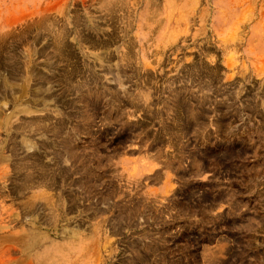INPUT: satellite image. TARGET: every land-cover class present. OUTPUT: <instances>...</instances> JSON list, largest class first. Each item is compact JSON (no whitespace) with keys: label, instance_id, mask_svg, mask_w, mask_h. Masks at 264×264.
I'll return each instance as SVG.
<instances>
[{"label":"rangeland","instance_id":"1","mask_svg":"<svg viewBox=\"0 0 264 264\" xmlns=\"http://www.w3.org/2000/svg\"><path fill=\"white\" fill-rule=\"evenodd\" d=\"M58 42L77 65L73 84L92 78L104 99L119 97L94 111L89 135H77L89 155L105 133L96 154L106 167L98 171L93 159L102 176L92 196L102 186L108 195L95 218V199L79 198L78 212L55 233L42 206L31 214L23 207L44 188L13 189L21 179L15 164L27 152H5L0 264H141L137 256L146 257L142 264H264V0H0V106L7 113L24 67L45 61L36 50L54 57L48 63L56 75L70 68L52 55ZM176 94L183 109L172 105ZM82 107L59 109L68 129L78 124L68 115ZM117 206L134 212L116 231ZM76 224L98 243L80 259L77 240L61 238Z\"/></svg>","mask_w":264,"mask_h":264},{"label":"bare ground","instance_id":"2","mask_svg":"<svg viewBox=\"0 0 264 264\" xmlns=\"http://www.w3.org/2000/svg\"><path fill=\"white\" fill-rule=\"evenodd\" d=\"M56 39H58L57 35ZM58 40H60V38ZM84 40L87 39L83 38L82 41ZM108 41L109 38L105 41L100 40V43L92 42L94 46L100 45L101 47H105ZM64 49L65 47L63 48L61 46V42H58L52 51V55L58 58L64 57V59L69 61L67 65L70 66V68L56 75L52 71L54 65L48 63L53 56L48 58L44 49L41 47L34 53L38 56H44L45 61L43 64H32V66L29 65L31 63V61H29L24 67V77L20 75L18 79L20 83L17 84V88L13 89L10 94L9 102L12 106V111L7 113V110L4 109L6 106L5 103L3 105L4 107L0 106V131L5 135L4 144L0 145V156H3V159L8 161V157L11 158V156H4L5 152H10L13 157H16V152L19 150L27 152V154L24 157H20V161L15 164L14 169L17 174H20L21 179L19 183L13 186V189L16 193L22 194V192L30 188H44L41 194L31 195L26 198L23 207L26 214H31L36 211L38 206H42L43 209L48 211L45 215L47 228L55 233L58 231V223L60 221H67L68 214L74 211L78 212V205H80L79 198L82 200V203L89 199H95L93 202L94 205L91 208V215L93 218H95L96 214L100 213L101 208L98 206L106 202L105 196L108 195V193H106V186H102V190L97 192V197L92 196V192L97 186L101 185H98L97 177H99V175L102 176V174L99 173L103 172L106 167V165L102 164L100 155L96 154V152L98 153L99 150L101 151V149H103V146L99 145H104L102 144V135L105 133L98 136V140L94 143L95 147L92 150L94 153L89 155L86 154L83 147L78 146L77 135L78 133L89 135V121L92 115H94V111L98 109L102 110L107 105H113L109 100L112 101L113 99L117 100V98H119L117 95L109 94V100L107 101L104 99L106 93H99L96 88H91V83L94 81L92 78L73 84L72 81L78 74L76 70L77 65L74 66L72 63V65H70V60L65 56L66 53ZM42 68L50 74L46 75ZM14 70L20 71V68H15ZM208 75H210V73ZM150 80V78L146 77L147 83H150ZM54 84L57 90H52V85ZM4 85L6 86V84ZM70 93H79L78 100L73 101L70 98ZM180 96V94H176L173 97L172 105L183 109L185 107V99L179 100L178 98ZM137 97H139V95ZM2 102H4V100ZM76 103H82L83 109L75 110L73 115H68V120L74 119L78 123L75 125V128L68 129L66 121L63 119L59 109H73ZM101 114L104 120L111 121L112 118L110 114H106L103 111H101ZM139 129L140 127L131 129V132ZM17 137H19L18 144H16ZM95 157L98 161L96 168L98 171H101L99 173L94 171L91 166ZM73 175H77V178H73ZM103 177H105V175H103ZM63 188L66 189V196H63ZM73 188H76L78 194L81 195L72 193L74 190ZM57 189H59V191H56ZM37 199L42 200L43 203H39L38 205L36 203ZM117 209L115 218L116 225H111V229H116V231L120 229L121 222L129 220L134 212L131 211V209L123 212L118 206ZM33 223V221L30 222V224ZM80 226L81 225L76 224L73 227L74 229H63L61 231V238L69 236L74 239V243L75 240H77L76 243L79 245L77 248L78 251L75 254L76 259L85 257L91 250H94V248H96L95 245L98 244L95 243L97 239L95 242H90V240H87L88 238H86V236H81V234L78 233ZM97 230L101 231L100 228ZM32 235L35 236V234ZM41 239H44V237ZM92 240L94 241V239ZM137 260L142 264L145 263L146 257L137 256ZM130 264L136 263L131 262Z\"/></svg>","mask_w":264,"mask_h":264}]
</instances>
